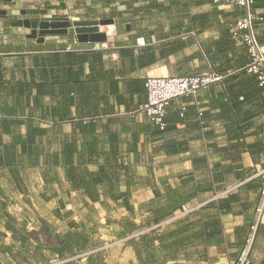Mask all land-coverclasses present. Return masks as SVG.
Returning <instances> with one entry per match:
<instances>
[{
	"label": "crops",
	"instance_id": "1",
	"mask_svg": "<svg viewBox=\"0 0 264 264\" xmlns=\"http://www.w3.org/2000/svg\"><path fill=\"white\" fill-rule=\"evenodd\" d=\"M174 1L154 0L160 8L132 17L124 0H66L67 9L60 0H0V247L37 248L46 229L85 235L102 255L75 264H229L240 255L264 186V92L243 70L247 47L230 30L247 10ZM43 10L115 20L100 26L103 42H81L72 29L38 42L14 22ZM251 10L264 15V0ZM254 27L263 41L264 22ZM172 40L186 45L161 58V43ZM146 46L158 60L142 66ZM209 64L221 78L171 100L164 130L137 111L148 76L202 73ZM195 201L206 204L153 227ZM259 226L255 258L264 213Z\"/></svg>",
	"mask_w": 264,
	"mask_h": 264
},
{
	"label": "built area",
	"instance_id": "2",
	"mask_svg": "<svg viewBox=\"0 0 264 264\" xmlns=\"http://www.w3.org/2000/svg\"><path fill=\"white\" fill-rule=\"evenodd\" d=\"M214 3L223 4L230 7L245 8V16L237 18L231 25L230 30L234 38L242 37L248 51L249 62L245 69L249 74L255 76L258 84L264 92V40L257 38L255 24L264 22V15L259 11H252L251 8L256 0H211ZM221 76L209 64L207 71L202 73H192L186 75H150L145 79L147 90V100L138 107V112L146 115L148 121L156 125L161 130L166 128V112L171 100L180 98L184 95L196 96L201 88H206L214 81L219 80ZM195 104L199 101L195 98ZM186 107H181L180 116L184 117ZM264 141V133L262 134ZM264 170H262L263 172ZM217 195L214 197L216 198ZM206 202L195 201L184 203L171 216L155 224L153 227H159L169 224L181 217L187 216L192 212L204 206ZM264 213V186L261 190L260 201L256 206L254 221L250 226V232L247 236L245 245L240 255L230 261L229 264H251L252 249L257 236L259 225L263 221Z\"/></svg>",
	"mask_w": 264,
	"mask_h": 264
},
{
	"label": "trees",
	"instance_id": "3",
	"mask_svg": "<svg viewBox=\"0 0 264 264\" xmlns=\"http://www.w3.org/2000/svg\"><path fill=\"white\" fill-rule=\"evenodd\" d=\"M179 1L180 0H175L174 3L178 5ZM137 2H138V0H124V6H126L127 10H130L132 17H136L140 11L150 15L152 13V9L154 7L160 8V6L158 4H156L154 2V0H150V2L147 5H142V6H138ZM204 19H205V16H200V17L196 16V15L192 16V20H204ZM187 43H189V42H187ZM184 45H186V43L181 41V40H172V41L164 42V43L162 42L161 46L159 48V55L161 58H164V57H166L172 53L179 51L182 47H184ZM142 50H143V52L136 59L140 65H142V66L143 65H149V64H152L158 60L156 52L152 46H146ZM204 52H205L206 56L208 57V59L211 61L209 49L204 48ZM128 56L132 59V61L135 58L133 52H131V51H129ZM248 62H249V60L247 61V63ZM247 63L243 66V70L246 72H247V70L245 69V66L247 65ZM213 68L220 75V73L217 71V69L215 67H213ZM70 179L72 181H74L73 176L70 177ZM83 185H84L83 187H85L86 189H89V187H90L87 183H85ZM181 205H180V207H181ZM158 219H159V217L156 218V220H158ZM129 228H130V231H132L135 229V226L131 225ZM259 230H260V226L258 228L257 234H259ZM44 231L48 232V240L46 243L37 244L36 247L47 258L52 259V258L57 257L58 259L63 260L62 264H75L76 260L83 258V257H79V258H73V257H75L78 254H84V253H86L84 257L89 258V257L93 256V258L96 259L97 261L101 260V258H102V255L99 253H97V254H94L93 252L89 253V254L87 253L88 251L92 250V248L89 247L90 244L88 242V238L85 235L79 234L77 232H74V233L65 232L63 234H61V233L55 234L50 230L44 229ZM18 239L21 241H25L26 237H24L23 235H19ZM9 249L10 248H8V247H0V251H1L0 253L2 255H8ZM18 250L21 251L22 248H18ZM0 264H2V263H0ZM251 264H264V254L260 259L252 256V263Z\"/></svg>",
	"mask_w": 264,
	"mask_h": 264
},
{
	"label": "water",
	"instance_id": "4",
	"mask_svg": "<svg viewBox=\"0 0 264 264\" xmlns=\"http://www.w3.org/2000/svg\"><path fill=\"white\" fill-rule=\"evenodd\" d=\"M13 2L14 0H5ZM63 9H67L66 0H60ZM1 15H6L7 10H0ZM22 14H26V10H22ZM42 16L35 18H19L14 22L31 30L30 36L41 42L47 35L67 34L72 29L78 40L81 42H103L106 40V34L100 31L101 25L113 24L114 18H101L91 20H73L71 16L66 14L46 16L47 10L40 13Z\"/></svg>",
	"mask_w": 264,
	"mask_h": 264
},
{
	"label": "rangeland",
	"instance_id": "5",
	"mask_svg": "<svg viewBox=\"0 0 264 264\" xmlns=\"http://www.w3.org/2000/svg\"><path fill=\"white\" fill-rule=\"evenodd\" d=\"M124 12L126 13L127 11L125 10L124 8ZM32 236H33V240H40V236L34 232L32 233ZM48 238V237H47ZM47 238L43 237V240L47 241ZM44 241V242H45ZM43 242V243H44ZM254 250H256V248L253 246V249H252V255H254ZM1 252V251H0ZM259 252H261V254L259 255H256L258 259H260L263 254H264V251L260 250ZM8 255L12 258H15L16 261H18V263L20 262H23V260L27 259V258H30L32 261H27L29 262V264H62L63 260H60L58 259L57 257L55 258H47L41 251H39L38 248H28V249H22L21 251L18 250L17 248H10L8 250ZM88 254L89 253H92V250L88 251L87 252ZM86 253L84 254H78L76 255L75 257L73 258H79V257H84ZM2 256V254L0 253V257Z\"/></svg>",
	"mask_w": 264,
	"mask_h": 264
}]
</instances>
